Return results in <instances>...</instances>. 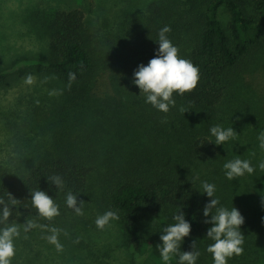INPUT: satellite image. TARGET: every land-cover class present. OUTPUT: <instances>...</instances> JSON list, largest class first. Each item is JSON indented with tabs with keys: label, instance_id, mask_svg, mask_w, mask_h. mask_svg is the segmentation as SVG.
Here are the masks:
<instances>
[{
	"label": "trees",
	"instance_id": "obj_1",
	"mask_svg": "<svg viewBox=\"0 0 264 264\" xmlns=\"http://www.w3.org/2000/svg\"><path fill=\"white\" fill-rule=\"evenodd\" d=\"M29 1L46 36L41 50L45 65L34 67L53 75L61 83V93L42 96L36 109L26 107L21 113L29 122L34 117L46 120L42 131L48 120L53 122V134L44 133L45 144L22 158L0 159V198L7 201L11 193L20 201L11 206L12 215L0 229L25 218L43 225L40 231L45 235L56 227L62 230L59 237H68V224L86 223L84 215L66 204L71 192L78 205L83 201L88 221L109 210L118 214L112 222L133 260L145 245L160 254L163 227L174 224L177 210L183 211L191 232L181 252L191 251L196 241V264H214L207 251L214 241L206 236L212 225L204 223L211 213L203 215L212 197L201 192L202 183L208 182L215 185L217 207H235L244 217V252L227 264H264V171L254 167L252 174L229 180L223 168L237 158L252 166L264 161L258 139L264 132V0L145 1L137 13L124 10L115 26L102 20V26L110 27L106 29H92L84 11L67 0ZM166 25L180 58L199 68L200 79L194 91L174 93L175 106L164 113L146 103L133 73L156 55L159 30ZM70 72L76 78L69 88ZM14 79L7 66H0V87ZM116 95L133 106L135 119L118 131L128 134L130 129V142L123 143L116 133V139L110 134L112 138L104 141L101 129L92 137L85 128L99 121L88 116L87 127L73 128L79 117L84 118L86 106L91 118L97 101L101 106L95 110L102 104L108 107ZM182 108L188 110L182 113ZM216 125L232 127L237 136L215 144L210 128ZM53 175L64 180L63 189L47 179ZM37 190L59 206L60 214L51 221L32 206L31 192ZM22 241L21 235L14 239L15 249ZM24 260L16 249L11 264H31ZM178 260L174 256L170 264Z\"/></svg>",
	"mask_w": 264,
	"mask_h": 264
},
{
	"label": "rangeland",
	"instance_id": "obj_2",
	"mask_svg": "<svg viewBox=\"0 0 264 264\" xmlns=\"http://www.w3.org/2000/svg\"><path fill=\"white\" fill-rule=\"evenodd\" d=\"M34 1L40 3L41 0L32 2ZM67 1L84 11L92 29L99 27L106 29L110 27L102 26V20L115 26L124 10L137 13L142 9L143 2L152 0ZM27 2L31 3L29 0H0V66H7L8 71L15 74L13 82L0 87V159L3 160L12 156L22 158L24 154H30L32 150H38L41 144H45L46 135L49 137L53 134L54 127L51 128L53 122L48 120L46 128L42 131L43 120L37 117L30 122L26 119L22 120L21 113L26 107L36 109L38 104H42L39 98L47 96L50 92L57 93L54 97L61 93L57 88L61 83L53 75L34 67L37 64L45 65L41 50L45 48L46 36L39 23L40 15L34 14ZM28 74L34 76L35 84H25L24 78ZM101 95L100 93L99 97ZM123 97L125 96L116 95V100L109 104L110 107L102 104L100 109L95 110L101 106L97 101L96 106H93L91 118L90 113L88 114L89 108L85 105L84 118L79 117L73 128L87 127L86 116H88L89 119L99 121L94 127L89 125L88 129L85 128L92 137L100 135L99 129H101L105 132L104 141L112 138L110 134L115 138L116 133V137L122 136L123 143L130 142L128 141L130 129L128 134L119 133L124 131V128H128V121L135 119V114L131 111L133 106ZM110 118L115 119L114 123H111ZM25 121L28 123L25 124ZM46 122L45 120L43 124ZM121 123L125 125L122 126ZM115 147L111 146V148ZM257 165L253 167L262 172ZM83 215L86 223L81 220L71 222L68 224L70 231L68 237H59L63 245V251L59 252L47 241L48 235L40 231V227L25 233L23 225L28 220L25 218L17 220L15 224L19 226L23 240L16 248L17 251L31 264H164L160 254H154L146 245L143 246L140 256L133 260L129 250L121 243L116 223L110 221V224L101 230L95 224L97 217L91 216L92 219L88 221V217ZM19 260L22 262V259Z\"/></svg>",
	"mask_w": 264,
	"mask_h": 264
},
{
	"label": "clouds",
	"instance_id": "obj_3",
	"mask_svg": "<svg viewBox=\"0 0 264 264\" xmlns=\"http://www.w3.org/2000/svg\"><path fill=\"white\" fill-rule=\"evenodd\" d=\"M171 31L169 26H164L159 30L156 55L151 58L147 65L140 64L133 73V83L138 86L141 93L146 96V103H150L154 108L164 113L169 112L170 106H175L173 94L184 95L186 92H192L198 85L200 76L199 68L191 61L180 58L178 47L174 46L168 38L167 33ZM75 73H69V88L75 80ZM24 82L27 85L35 84V78L32 74L26 75ZM50 95L57 94L50 92ZM188 109H181L184 113ZM211 135L215 138L217 145H224L230 139H235L236 131L232 127L227 129L219 125L210 128ZM260 148L264 149V132L258 136ZM223 168L225 176L229 180L237 179L254 172V167L248 160L239 158L224 163ZM259 168L264 171V161L259 163ZM57 189H63L64 180L59 175H53L47 178ZM202 193H206L212 199L204 206L203 215L210 219H205L204 223L212 226L207 229L206 236L214 243L207 247V251L212 254L214 264H227L228 259L233 256L242 255L244 252V236L240 230L244 223V217L239 210L232 207L231 210L225 207H217L219 199L215 197L216 188L214 184L203 182ZM20 201L8 193V200L0 198V224H4L12 215V207L17 206ZM31 203L36 209L38 215L45 220L51 221L57 217L59 206L54 199L45 191L37 190L31 192ZM66 204L75 214L83 215V201L77 204V196L69 192L66 196ZM215 209V214L212 210ZM184 212L178 211L173 219L174 224L163 227L160 240L162 245H157L160 252L161 260L164 264H170L174 256H178V264H196L200 253L193 250L196 247V241L191 244V251H182L180 245L185 237L190 235L191 225L185 220ZM119 216L111 210L99 215L95 224L98 229L103 230L110 224V221L118 220ZM44 227L38 225L32 220L26 221L23 225V231L27 233L33 228ZM51 235L46 237L47 241L55 246L56 250L63 251V245L59 241V235L62 231L59 228L52 227L49 229ZM67 235V233H64ZM20 236V228L17 224H11L0 229V264H11L12 258L16 254L14 239ZM25 238H27L25 236Z\"/></svg>",
	"mask_w": 264,
	"mask_h": 264
}]
</instances>
